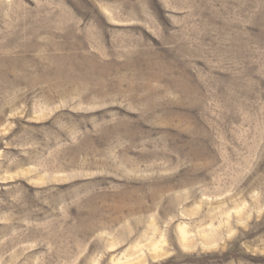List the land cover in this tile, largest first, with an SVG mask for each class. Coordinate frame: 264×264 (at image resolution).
<instances>
[{
	"label": "rangeland",
	"instance_id": "obj_1",
	"mask_svg": "<svg viewBox=\"0 0 264 264\" xmlns=\"http://www.w3.org/2000/svg\"><path fill=\"white\" fill-rule=\"evenodd\" d=\"M0 264H264V0H0Z\"/></svg>",
	"mask_w": 264,
	"mask_h": 264
}]
</instances>
